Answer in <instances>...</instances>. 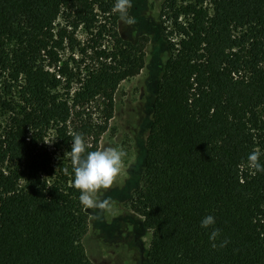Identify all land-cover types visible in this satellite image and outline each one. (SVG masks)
I'll use <instances>...</instances> for the list:
<instances>
[{"label": "trees", "instance_id": "1", "mask_svg": "<svg viewBox=\"0 0 264 264\" xmlns=\"http://www.w3.org/2000/svg\"><path fill=\"white\" fill-rule=\"evenodd\" d=\"M115 2L0 0V76L17 97L0 132V264H94L82 243L88 215L64 154L73 132L98 150L118 85L144 65L147 36L120 34ZM166 6L176 40L163 39L168 57L134 203L151 233L146 263L264 264V172L241 167L257 148L264 166V0ZM80 27L93 44L65 60ZM98 100L104 125L88 119ZM208 215L215 224L201 228Z\"/></svg>", "mask_w": 264, "mask_h": 264}, {"label": "rangeland", "instance_id": "2", "mask_svg": "<svg viewBox=\"0 0 264 264\" xmlns=\"http://www.w3.org/2000/svg\"><path fill=\"white\" fill-rule=\"evenodd\" d=\"M131 5L128 17L134 18L135 23L129 25L126 23L127 18L121 19L119 31L128 39L147 36L145 61L136 76L118 85L114 94L113 116L105 124L106 129L100 136L98 149L122 148L127 156L124 158V168L112 188L99 193L101 198H112V211L99 213L100 218L93 219L94 210H86L88 227L82 243L94 264H147L145 253L149 248L151 233L143 227L134 203L136 192L143 182L145 142L152 123L155 88L168 57V47L163 39L167 36L174 41L176 37L172 32L171 9L166 6V0H131ZM167 15H170L169 18ZM99 19L104 23L101 16ZM57 23L63 25L64 21L59 19ZM98 27L99 22L92 27L93 33L98 31ZM93 35L85 27L78 28L76 36L79 45L75 50H63L62 57L65 60L80 59V49L93 44ZM103 37V45H109V36ZM11 86L6 75L0 76V132L6 123L10 106L17 100L16 87ZM102 109L100 100L92 103L88 111L89 121L104 125ZM55 141L53 133L46 139V143L51 142L47 143L49 147Z\"/></svg>", "mask_w": 264, "mask_h": 264}, {"label": "clouds", "instance_id": "3", "mask_svg": "<svg viewBox=\"0 0 264 264\" xmlns=\"http://www.w3.org/2000/svg\"><path fill=\"white\" fill-rule=\"evenodd\" d=\"M132 7L131 0H116L114 11L121 15L122 19H126V23L131 25L135 23L134 18L128 17V10ZM72 141L70 151L65 152L64 157H68L71 162L72 173L74 178L71 187L80 192L79 203L85 210H94L93 219H99V213H110L113 207L111 197L101 198L99 193L106 191L114 185L117 177L124 168V158L127 153L122 148L106 147L95 151H88L89 145L85 143L82 134L71 133ZM52 142V141H51ZM47 142V143H51ZM261 156L260 150H253L248 156L246 165L251 170V174L264 172V166L259 162ZM68 174V169H64ZM215 224V218L211 215L201 220V228L207 229ZM220 234L219 229H213L209 235L212 247L216 248L214 242ZM227 241H223L220 247L226 246Z\"/></svg>", "mask_w": 264, "mask_h": 264}]
</instances>
